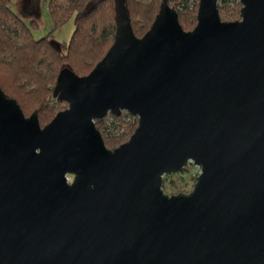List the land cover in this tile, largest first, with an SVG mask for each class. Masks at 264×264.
Masks as SVG:
<instances>
[{"label":"water","instance_id":"1","mask_svg":"<svg viewBox=\"0 0 264 264\" xmlns=\"http://www.w3.org/2000/svg\"><path fill=\"white\" fill-rule=\"evenodd\" d=\"M113 1L114 42L62 67L47 125L0 86V264H264V0L231 22L199 0L190 31L162 0L142 37ZM123 111L138 125L109 149L95 120ZM190 162L192 192L166 194Z\"/></svg>","mask_w":264,"mask_h":264},{"label":"trees","instance_id":"2","mask_svg":"<svg viewBox=\"0 0 264 264\" xmlns=\"http://www.w3.org/2000/svg\"><path fill=\"white\" fill-rule=\"evenodd\" d=\"M14 0H0V86L15 98L24 114L38 110L39 122L52 119L67 104L53 95L58 74L70 66L78 75L88 74L104 57L114 42L116 21L113 0H49L48 6L56 27L74 17L75 30L68 43L57 44L50 36L36 39L29 24L11 8ZM198 1V0H197ZM162 0H126L134 33L142 37L151 27ZM184 30L194 29L198 21V4L189 8L190 0H174ZM224 2V0H223ZM242 4H219L222 21L241 19ZM30 114V115H31ZM95 124L109 149L129 140L138 125L136 116L129 121L113 115ZM122 130V131H121Z\"/></svg>","mask_w":264,"mask_h":264},{"label":"rangeland","instance_id":"3","mask_svg":"<svg viewBox=\"0 0 264 264\" xmlns=\"http://www.w3.org/2000/svg\"><path fill=\"white\" fill-rule=\"evenodd\" d=\"M48 1L49 0L38 1L37 13H28L25 9L24 0H14L11 4V8L23 19L25 23L29 24L30 21L33 20L38 25L37 28H32V32L36 39L50 36V38H52L57 44L68 43L71 40V37L75 30L74 17H71L63 25L56 27L49 10ZM224 2L232 6L236 5L237 3H241L240 0H224ZM224 2L223 0H218L219 4H223ZM170 4L175 9L178 6L177 4H175V2H171ZM196 4L199 5V0H190L189 8H193ZM67 107L68 103L66 105L64 104L60 111L66 109ZM30 114L31 113L25 112L26 116H30ZM121 115L126 119V121H129L131 116H134L127 111H123ZM51 118L53 119V117ZM52 119L48 121L43 120L40 123L42 126H44L48 124ZM107 121L109 124L116 125V122L110 113L107 115ZM200 171L201 169L199 166H197L193 162H190L179 172L165 174L163 176L162 185L164 192L168 195L191 193L197 181V177L200 174Z\"/></svg>","mask_w":264,"mask_h":264},{"label":"flooded vegetation","instance_id":"4","mask_svg":"<svg viewBox=\"0 0 264 264\" xmlns=\"http://www.w3.org/2000/svg\"><path fill=\"white\" fill-rule=\"evenodd\" d=\"M38 1L39 0H24V5H25L26 11L28 13H32V12L37 13ZM40 125H41V123H40ZM44 126H42V127H44Z\"/></svg>","mask_w":264,"mask_h":264},{"label":"built area","instance_id":"5","mask_svg":"<svg viewBox=\"0 0 264 264\" xmlns=\"http://www.w3.org/2000/svg\"><path fill=\"white\" fill-rule=\"evenodd\" d=\"M68 180H69V182H71V180H72V177H71V176H68Z\"/></svg>","mask_w":264,"mask_h":264}]
</instances>
